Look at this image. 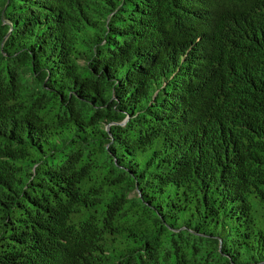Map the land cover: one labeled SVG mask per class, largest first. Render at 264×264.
<instances>
[{
  "label": "trees",
  "instance_id": "obj_1",
  "mask_svg": "<svg viewBox=\"0 0 264 264\" xmlns=\"http://www.w3.org/2000/svg\"><path fill=\"white\" fill-rule=\"evenodd\" d=\"M0 264H264V0H0Z\"/></svg>",
  "mask_w": 264,
  "mask_h": 264
}]
</instances>
